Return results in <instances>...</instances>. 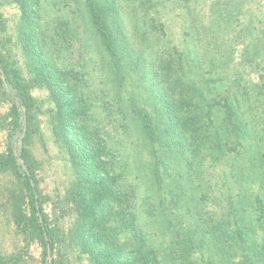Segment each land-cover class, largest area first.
<instances>
[{
  "label": "trees",
  "instance_id": "obj_1",
  "mask_svg": "<svg viewBox=\"0 0 264 264\" xmlns=\"http://www.w3.org/2000/svg\"><path fill=\"white\" fill-rule=\"evenodd\" d=\"M14 1L24 69L0 51V94L10 105L4 119L11 127L0 173L10 169L19 181L13 221L25 238L40 242V264H64L59 255L65 245L87 264H264L260 196L246 208L247 195L237 180L233 200L226 189L213 196L223 198L219 215L202 204L207 191L215 192L206 181L212 176L208 169L225 166L238 179L264 181V152H258L264 149V120L256 131L252 124L255 111L264 116V74L254 82L238 71L243 62L258 66L257 52H243L237 60L225 49L233 40L214 45L215 37L201 30L194 31L188 47L156 49L165 36L164 23L155 17L156 0H64L61 6L55 0ZM73 39L82 47L95 45L96 70L69 61ZM205 43L213 47L203 49ZM192 44L200 48L190 49ZM34 88L46 91L51 132L72 170L66 200L74 220L64 234L47 225L27 153L39 109ZM113 123L122 137L117 142L105 130ZM136 147L149 158L142 166L167 229L163 249L139 220L140 186L125 179L124 169L135 165L141 172L132 155ZM119 150L123 162L116 158ZM176 158L182 172L175 179L161 168L164 163L170 168L169 159ZM199 178H206L205 185L196 182ZM254 211L258 215L251 216ZM8 263L0 258V264Z\"/></svg>",
  "mask_w": 264,
  "mask_h": 264
},
{
  "label": "rangeland",
  "instance_id": "obj_2",
  "mask_svg": "<svg viewBox=\"0 0 264 264\" xmlns=\"http://www.w3.org/2000/svg\"><path fill=\"white\" fill-rule=\"evenodd\" d=\"M55 1L59 2L60 6L65 2L64 0L62 2L61 0ZM156 1L155 17L164 23L165 26V36L162 42L156 45V49L167 45H174L180 49L188 47V42H191L194 31L201 30L207 37H215L213 40L214 45L216 43H225L227 40H233L232 44L229 45L230 48L225 49L229 50L232 53L231 56L237 60H239V57H241L239 55L243 52L249 51L247 55L257 52L258 56L255 62L259 65H254L252 62H243L239 66L238 71L243 79L248 78L254 82L260 81L261 74H264V0ZM18 15L19 10L14 0H0V51L4 57H11L20 68L24 69L21 52L15 41V27ZM224 16L228 18L223 20ZM215 18H218V20L215 21ZM225 27H229V30H226ZM81 44L78 40L73 39L71 41L68 52L69 61L73 64H82L84 62L87 70L90 72L94 69L96 70L99 66L96 63L99 62V56L96 54L98 51L95 45L89 42L85 44V47H82ZM90 45L94 47H89ZM245 46H247L246 51H244ZM189 47L190 49L195 47L196 49L200 48L199 44H192ZM212 47V45L206 43L202 46L203 49H211ZM222 48H219V51ZM97 74H99V71ZM91 82L92 85L97 83L95 75L91 79ZM31 94L37 100L39 109L37 110L35 119L36 133L27 142V153L32 161L33 177L38 185V192L43 201L42 208L47 217V225H49V228L57 229L60 234H64L67 233L68 228L74 220L73 208L66 200L67 190L73 180L72 170L66 154L62 151L59 144L55 142L51 132L49 117L45 113L51 107L46 91L41 88H34ZM9 107V103L3 101L0 94V154H6L7 152L8 132L11 127L9 121L5 120L4 117L8 113ZM99 113H101L100 109ZM254 113L255 117L252 124L256 131L261 126L264 116L260 115L259 111H255ZM100 116H102V113ZM116 127H118V124L113 123L105 128L106 131L108 130L112 134L111 137H113L115 142L122 140ZM258 152H264V149H258ZM125 153L127 152L125 151ZM132 155L139 160L138 163L139 165L141 164V167H139L138 163L136 165L140 168L141 172L133 164V168L129 167V169L123 170L125 179L130 183H138L137 185L140 186L137 196L139 220L145 228L154 232L152 239L159 248L163 249L168 241L167 229L165 225L161 224V218L159 217L157 193H154V190H151V192L148 189L150 183L147 184L148 177L144 175L142 166V163L149 161V158L138 147L134 149ZM250 156L252 157L251 154ZM124 157L126 156L121 150L117 151L116 158L118 160L122 161ZM19 162L21 163L22 159H19ZM169 162L170 168L168 165L165 168L164 163L161 169L166 170V173L168 171L171 172L176 179V176L179 177V173L182 172L180 161L176 158L175 161L174 159H169ZM254 163L256 166H260L255 159ZM208 171L212 174L209 180H206V178L204 180H201V178L196 180L198 184L202 185H205V180L210 181L212 187L215 189L214 193L207 191L208 196L202 202L204 211L212 214L215 212L219 215L218 208L222 206L223 198L219 201L213 199V196L218 195L217 191H224L226 189L233 200L235 193L239 191L238 183H235L237 180H241L240 182L244 186L242 192L247 195L242 199L246 208H253L254 204L251 199H254L255 196H260L264 200V181H259L261 179L258 177H248L246 175L245 178L238 179V177L231 176L233 173H230L231 170L225 166L208 169ZM165 180L169 182V179L164 178L163 181L165 182ZM18 187L19 181L10 169L0 173V258L9 260L8 264H40L43 256L40 242L31 238H25L24 235L17 231L13 221L12 212L13 206L16 204L15 196ZM228 188L230 191H228ZM219 197L216 196V198ZM188 203H190L189 196ZM20 204L23 209L27 208L25 202H20ZM150 207L154 209L152 212H150ZM225 208V212H227L229 205ZM240 213L243 214V212ZM256 215H258L256 211L251 214V216ZM65 246V251L59 255L65 260L64 264H87V260H85L83 255L80 256L78 252L72 250L68 245ZM13 256L16 258L13 259Z\"/></svg>",
  "mask_w": 264,
  "mask_h": 264
},
{
  "label": "water",
  "instance_id": "obj_3",
  "mask_svg": "<svg viewBox=\"0 0 264 264\" xmlns=\"http://www.w3.org/2000/svg\"><path fill=\"white\" fill-rule=\"evenodd\" d=\"M48 255H49V252H48Z\"/></svg>",
  "mask_w": 264,
  "mask_h": 264
}]
</instances>
